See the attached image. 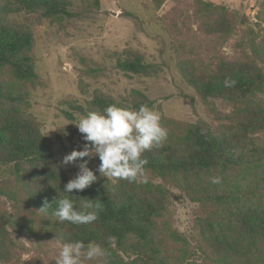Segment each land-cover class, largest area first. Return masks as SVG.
I'll return each mask as SVG.
<instances>
[{"label":"trees","instance_id":"1","mask_svg":"<svg viewBox=\"0 0 264 264\" xmlns=\"http://www.w3.org/2000/svg\"><path fill=\"white\" fill-rule=\"evenodd\" d=\"M164 1L153 0L155 8ZM194 1L202 33L225 39L233 35L237 16L226 6ZM69 6L70 0H0V264H43L34 258L20 263L26 247L12 237L9 229L16 226L36 238L45 234L61 245L99 244L108 250L107 264H184L190 256L188 243L163 220L169 191L160 183L149 179L129 183L94 172L97 181L83 191L73 190L69 198L77 209L83 199L101 203L98 219L77 225L53 215L56 201L67 195L62 191L69 179L54 158L50 138L27 112L29 90L39 81L32 56L34 32L9 15L38 11L42 18L62 19L72 16ZM246 20L242 16L240 22ZM242 58L217 63L206 77L198 78L196 71L180 67L202 99L215 97L231 105L227 129L214 131L207 124L189 123L183 134H168L161 147L144 153L145 173L174 179L193 202L210 205L200 229L214 264H264V142L260 137L264 134V72L255 48ZM114 62L128 75L153 77L158 71L131 49L117 54ZM226 79L234 86L225 87ZM153 103L140 90L119 99L96 91L88 110L81 105L73 108L85 116L113 104L139 109L145 104L152 108ZM65 115L74 118L69 111ZM5 172L9 176L2 177ZM212 177H220L221 182L213 184ZM45 202L50 205L41 209ZM169 240L182 245L180 256L168 253ZM85 264H105V260Z\"/></svg>","mask_w":264,"mask_h":264},{"label":"rangeland","instance_id":"2","mask_svg":"<svg viewBox=\"0 0 264 264\" xmlns=\"http://www.w3.org/2000/svg\"><path fill=\"white\" fill-rule=\"evenodd\" d=\"M70 1L72 16L62 19L42 18L38 11L9 15L10 20L34 32L32 56L39 81L29 90L27 112L36 117L42 133L50 138L54 158L69 180L79 171L78 162L65 165L63 158L73 150H82L86 143L75 126L84 115L73 107L81 105L88 110L96 91L117 99L134 90L144 92L154 102L152 108L161 114L168 134H183L189 123L207 124L219 131L230 124L231 105L215 97L202 99L180 67L196 71L198 78L206 77L217 63L243 60L244 53L255 48L260 53L258 66L264 72V0H205L224 5L237 16L235 31L227 39L200 31L194 0H165L158 9L153 0ZM242 16L247 18L244 24ZM125 49L139 52L157 67V74L142 77L119 71L114 61ZM65 111L74 118H68ZM260 137L264 142V134ZM97 159L91 158L87 165L95 173ZM4 174L2 177L9 176ZM146 175L169 191L163 220L188 243L190 256L184 264H214L200 229L210 205L193 202L174 179ZM6 207L10 209L9 204ZM9 230L13 239L26 247L20 263L34 258L55 264L62 247L59 242L45 234L36 238L21 226ZM180 247L169 240L168 253L180 256Z\"/></svg>","mask_w":264,"mask_h":264},{"label":"clouds","instance_id":"3","mask_svg":"<svg viewBox=\"0 0 264 264\" xmlns=\"http://www.w3.org/2000/svg\"><path fill=\"white\" fill-rule=\"evenodd\" d=\"M234 83L229 79L224 81L225 87H232ZM75 126L86 143L82 150H73L63 158L65 165L78 162L79 171L65 184L62 192L67 195L56 201L53 215L60 222L91 224L98 219L101 203L83 199L77 209L75 202L69 198L73 190L83 191L97 181V175L87 166L89 160L99 158L100 164L96 171L105 177L129 183L139 179L147 183L145 165L148 161L144 153L161 147L168 138V130L162 126L161 114L146 104L139 109L109 105L102 111L88 112ZM211 182L219 184L221 178L212 177ZM49 205L45 202L41 209ZM108 239L112 241L114 237ZM107 256L108 250L94 242L87 246L82 241L67 242L62 245L55 264H85V261L100 259H104L107 264Z\"/></svg>","mask_w":264,"mask_h":264}]
</instances>
